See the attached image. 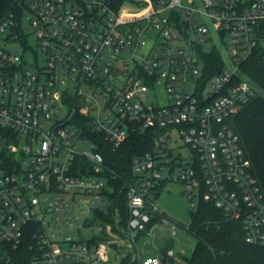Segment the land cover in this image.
Masks as SVG:
<instances>
[{
	"label": "built area",
	"instance_id": "obj_1",
	"mask_svg": "<svg viewBox=\"0 0 264 264\" xmlns=\"http://www.w3.org/2000/svg\"><path fill=\"white\" fill-rule=\"evenodd\" d=\"M214 51L221 70L205 60ZM257 51L264 0H133L117 10L107 0H19L16 11L0 8V264L25 261L22 249L27 264H111L120 243H129L130 262L189 264L177 228L165 254L133 249L162 223H153L163 215L156 200L169 182L184 186L192 209L212 203L241 224L247 244L264 247V191L232 125L257 94L240 70ZM160 86L167 103L153 105L149 94ZM134 133L152 138V149L132 159L123 188L102 147L116 150Z\"/></svg>",
	"mask_w": 264,
	"mask_h": 264
},
{
	"label": "trees",
	"instance_id": "obj_2",
	"mask_svg": "<svg viewBox=\"0 0 264 264\" xmlns=\"http://www.w3.org/2000/svg\"><path fill=\"white\" fill-rule=\"evenodd\" d=\"M112 9L117 10L124 2L133 0H107ZM19 0H0L3 11H16ZM218 70L224 66L221 55L214 51L205 59ZM216 69L208 71L206 79L216 73ZM241 75L264 91V53L257 51L240 66ZM238 80V77H237ZM201 95V94H198ZM232 125L242 140L243 148L252 162V172L264 191V95L255 94L246 103L242 111L233 118ZM152 138L146 133H134L113 150L109 143L103 144L106 163L112 173L119 176L118 185L126 187L131 179V162L138 155L152 149ZM158 194L157 196H159ZM113 199V198H112ZM113 201V207L116 205ZM121 211L122 224L128 217L126 188L118 202ZM163 215L153 219L161 221ZM190 234L196 239L195 248L188 257L189 264H264V247L252 246L245 242L242 226L224 217L223 212L212 203L200 199L196 209H192ZM167 244L162 251L165 254ZM22 252L20 264H27L29 257ZM21 257V258H22ZM127 264H137L136 261Z\"/></svg>",
	"mask_w": 264,
	"mask_h": 264
},
{
	"label": "rangeland",
	"instance_id": "obj_3",
	"mask_svg": "<svg viewBox=\"0 0 264 264\" xmlns=\"http://www.w3.org/2000/svg\"><path fill=\"white\" fill-rule=\"evenodd\" d=\"M11 48L14 50L16 49L14 46H11ZM220 48L227 66H231L232 61L227 54L226 47L221 45ZM38 54L39 64L42 65L44 62L43 54L41 52ZM187 91L190 92V85L187 87ZM257 94L263 96L264 91L261 92V90L257 88ZM149 99L153 105H165L167 103L166 90L164 87L160 86L159 89L156 90L155 94H149ZM156 204L163 214V221L160 223L159 227L154 228L150 233L140 237L138 242L133 245V249L136 252L135 256L142 255L146 257L162 254L166 240L170 238L171 229L177 228L179 233L176 239H180L181 241L178 248H180L181 252L185 256L190 257L195 248L196 239L191 234L182 236V232L180 230V228L189 227L192 213L191 202L187 193H185L184 186L176 182L167 183L158 196ZM128 244L129 243H120L121 248L118 253L121 258L119 260H113L111 264H121L124 255H128V258L123 260V264H127L128 262L134 260L133 257L131 258L132 251L128 247ZM112 255H116V253L112 252ZM138 260L139 259L137 258L136 261L138 262Z\"/></svg>",
	"mask_w": 264,
	"mask_h": 264
},
{
	"label": "water",
	"instance_id": "obj_4",
	"mask_svg": "<svg viewBox=\"0 0 264 264\" xmlns=\"http://www.w3.org/2000/svg\"><path fill=\"white\" fill-rule=\"evenodd\" d=\"M112 247H113L114 249H116V246H115V245H113Z\"/></svg>",
	"mask_w": 264,
	"mask_h": 264
}]
</instances>
